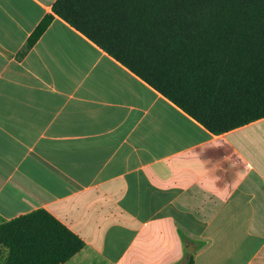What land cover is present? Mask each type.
Wrapping results in <instances>:
<instances>
[{"label": "crops", "instance_id": "crops-1", "mask_svg": "<svg viewBox=\"0 0 264 264\" xmlns=\"http://www.w3.org/2000/svg\"><path fill=\"white\" fill-rule=\"evenodd\" d=\"M57 1L0 0V224L46 210L64 264H264V118L212 133Z\"/></svg>", "mask_w": 264, "mask_h": 264}, {"label": "trees", "instance_id": "trees-1", "mask_svg": "<svg viewBox=\"0 0 264 264\" xmlns=\"http://www.w3.org/2000/svg\"><path fill=\"white\" fill-rule=\"evenodd\" d=\"M54 11L212 133L264 118V0H58ZM0 244L7 264H64L84 247L46 210L0 224Z\"/></svg>", "mask_w": 264, "mask_h": 264}, {"label": "rangeland", "instance_id": "rangeland-1", "mask_svg": "<svg viewBox=\"0 0 264 264\" xmlns=\"http://www.w3.org/2000/svg\"><path fill=\"white\" fill-rule=\"evenodd\" d=\"M8 251L7 249L0 244V264H7Z\"/></svg>", "mask_w": 264, "mask_h": 264}]
</instances>
